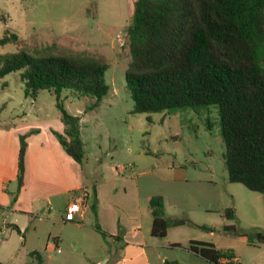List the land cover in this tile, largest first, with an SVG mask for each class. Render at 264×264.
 Returning <instances> with one entry per match:
<instances>
[{"label":"rangeland","instance_id":"obj_1","mask_svg":"<svg viewBox=\"0 0 264 264\" xmlns=\"http://www.w3.org/2000/svg\"><path fill=\"white\" fill-rule=\"evenodd\" d=\"M136 1L0 0V39L18 38L0 44V56L25 51L40 58L60 55L107 63L105 78L111 90L96 109L84 114L93 99L76 97L71 91L60 95L65 109L83 118L85 175L94 170L105 174L103 163L114 171L127 168L131 182L139 185L142 209H148L147 196H162L165 204H170L169 211L174 208L177 216L173 219L188 222L169 229V237L155 239L179 243L181 249L176 246L157 252L168 262L210 264L185 249L193 239H207L235 254L242 264H264V244L239 241L233 232H226V228L235 227L239 232L264 233V195L229 181L218 108L202 106L175 114L134 112L126 84L130 63L126 38ZM56 101L49 91L27 97L18 73L0 78V127L11 131L61 122ZM176 204L181 205L175 208ZM227 209L235 211V220L225 218ZM28 227L23 238L16 229L3 227L0 219V264H38L33 251L41 255L42 264H89L90 255L96 263L104 253L102 237L77 230L75 223L54 226L37 218ZM60 232L67 238L78 235L83 246L77 248L74 240L67 239L55 243ZM157 254L153 252V258ZM100 264H105V259Z\"/></svg>","mask_w":264,"mask_h":264},{"label":"trees","instance_id":"obj_2","mask_svg":"<svg viewBox=\"0 0 264 264\" xmlns=\"http://www.w3.org/2000/svg\"><path fill=\"white\" fill-rule=\"evenodd\" d=\"M16 35L0 39L5 45ZM126 44L130 63L126 84L137 114H175L216 106L219 110L225 166L229 181L264 195V0H137ZM109 65L96 59L68 56L35 57L25 51L0 56V78L18 73L25 95L42 91L56 95L65 125L64 135L53 131L66 153L83 165L86 159L81 118L70 114L61 101L63 91L88 97L96 109L111 87L106 82ZM26 136H21L17 184L25 178ZM96 213V192L88 197ZM153 217L151 234L164 239L171 228L188 222L168 218L162 196L148 199ZM235 220L233 209L225 212ZM210 230L206 226H197ZM105 240L109 236L96 225ZM239 241L264 244V233L226 228ZM178 247V244L173 247ZM189 250L211 264L231 261L211 243L192 241ZM38 264L41 255L33 254ZM165 264H178L165 261Z\"/></svg>","mask_w":264,"mask_h":264},{"label":"crops","instance_id":"obj_3","mask_svg":"<svg viewBox=\"0 0 264 264\" xmlns=\"http://www.w3.org/2000/svg\"><path fill=\"white\" fill-rule=\"evenodd\" d=\"M76 116L80 117L79 114ZM82 120L83 118H81V126ZM49 127L31 125L11 131L0 127V214H5L0 219L3 227L16 229L23 237L29 229V224L37 218L39 221L52 222L54 226L75 223L77 230H86L92 236L96 233L104 240L106 250L103 249V255H100L96 263L90 255L89 264H100L104 259L105 264H165L166 259L161 258L157 252L160 249H172L173 245L179 243L169 238L168 242L164 243L163 240H155L157 238L152 236L153 217L149 206L148 209H142L139 185L137 182H131V170L122 167L114 171L110 165L102 164V161L97 159L102 164L105 174L94 170L90 175H85L84 167L66 153L53 133V131L65 133L63 122H54ZM23 135L26 136L27 142L26 170L24 184L19 190L17 178L20 140ZM81 137H83L82 133ZM156 165L160 167L159 164ZM168 171L173 170L168 169ZM93 190L98 199L96 213L91 210L88 200ZM11 193L15 198L13 204H11L13 200L10 198ZM151 196L154 195L146 197L147 201ZM81 197H87V203L83 204L81 213L77 214L76 222H67L69 205ZM169 205L165 204L166 216L175 218L177 215H173L174 208L170 207L169 211ZM179 205L181 204H176L174 207L177 208ZM148 215H151L152 219L150 216L147 217ZM10 219L13 222H10ZM96 225L109 236L107 240L96 229ZM168 234L167 237L170 235ZM67 237L61 232L57 233L55 243L67 239L74 240L77 248L83 246V240L78 235ZM194 240L211 243L219 251L230 252L227 249H220L214 241ZM55 246L53 247L56 248ZM177 248L181 249L180 246ZM185 249L188 253L200 257L188 248ZM59 251L60 249L58 253H61ZM153 252L157 254L156 259L152 256ZM34 253L31 255L33 256ZM233 255L235 263L242 264L240 259Z\"/></svg>","mask_w":264,"mask_h":264},{"label":"built area","instance_id":"obj_4","mask_svg":"<svg viewBox=\"0 0 264 264\" xmlns=\"http://www.w3.org/2000/svg\"><path fill=\"white\" fill-rule=\"evenodd\" d=\"M85 202L87 203V197H81V198L76 199L74 202H72L69 205L67 209V214H66L67 222H76L77 214L81 213L82 206ZM224 264H236V263H235V260H231V261L225 260Z\"/></svg>","mask_w":264,"mask_h":264}]
</instances>
